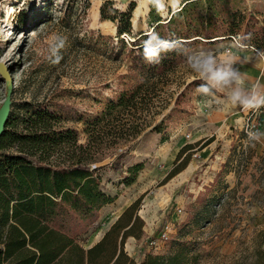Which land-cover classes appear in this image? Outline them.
I'll return each mask as SVG.
<instances>
[{"label":"rangeland","instance_id":"obj_1","mask_svg":"<svg viewBox=\"0 0 264 264\" xmlns=\"http://www.w3.org/2000/svg\"><path fill=\"white\" fill-rule=\"evenodd\" d=\"M104 1H111L112 7L121 11L134 3L130 40L138 32L149 33L153 16L139 0H0V63L12 80L7 118L16 123L15 129H19L18 121L28 105L42 102L61 105L59 125L80 130L82 122L75 123V115L84 118L100 111L120 90L134 85L132 76L127 75V55L118 50L115 56L104 38L115 39L113 24L99 18L98 9ZM211 4L207 10L199 3L192 12L203 18L215 14L213 19H226L233 13L242 16L240 39L251 24L264 26V0H211ZM170 10L171 5L168 13ZM151 11L157 14L153 6ZM53 33L66 38L58 64L48 58ZM226 40V47L219 45ZM198 41L154 86L148 84L136 106L144 121L156 122L170 113L161 131L150 132L147 127L129 142L125 165L118 172L108 167L99 170V186L116 198L140 197L135 214L147 230L135 251L141 258L143 253H172L183 241L188 243L193 264H264V130L257 134L259 142L249 140L240 130L244 118L241 105L230 99L237 87L244 95H264V55L230 39L211 44ZM233 47L247 54L239 56L238 63L243 66L234 62L232 67L226 58ZM207 55L214 57L217 69L235 72L242 84L230 80L212 87L207 76L201 77L192 68L193 61ZM200 85L207 86L208 93L199 91ZM3 90L0 77V103ZM218 126H222L221 132L209 134ZM210 137L214 140L211 148L199 156L203 142ZM78 138V143L84 142L82 133ZM126 143L116 145L117 152H124ZM63 146L66 150L67 145ZM185 159L184 168L167 179L169 170ZM135 163H141L142 168L135 181L125 186L126 168ZM163 230L168 234L163 243L158 242L156 249L145 246L147 237Z\"/></svg>","mask_w":264,"mask_h":264},{"label":"trees","instance_id":"obj_2","mask_svg":"<svg viewBox=\"0 0 264 264\" xmlns=\"http://www.w3.org/2000/svg\"><path fill=\"white\" fill-rule=\"evenodd\" d=\"M199 3L207 10L212 7L211 0H184L179 10H170L163 19L148 12L153 16L149 33L138 32L130 40L134 3L121 11L113 8L111 1H104L98 9L99 18L113 24L115 39L104 38L115 56L118 50L127 55V75L132 76L134 85L120 90L100 111L84 118L75 115V123L82 122L80 130L59 125L61 105L57 103L28 105L18 121L19 129L6 119L0 135V264H134L124 253L123 244L129 236L139 239L142 235L143 221L135 214L140 197L90 248L83 249L79 241L96 223L100 209L116 198L102 191L97 172L105 167L120 171L126 163L129 142L147 127L159 133L170 116L168 113L156 122L144 121L136 107L144 90L183 61L184 53L198 40L211 44L237 36L241 46L264 55L263 25L251 24L240 39L242 16L237 18L233 13L226 19H213L215 14L203 18L192 12ZM153 30L159 37L151 39L148 46L158 47L162 40L175 44L172 51L161 52L156 63L148 62L143 55V45ZM80 133L84 135L82 143H78ZM125 141V151L117 152L118 144ZM210 141L212 137L202 147ZM63 145H67L66 150ZM185 165L186 159L171 168L166 178ZM141 168V163L128 165L123 184H132ZM190 256L188 243L182 241L167 255L143 254L137 264H193Z\"/></svg>","mask_w":264,"mask_h":264},{"label":"clouds","instance_id":"obj_3","mask_svg":"<svg viewBox=\"0 0 264 264\" xmlns=\"http://www.w3.org/2000/svg\"><path fill=\"white\" fill-rule=\"evenodd\" d=\"M140 6L146 11L150 12L151 8L148 5H152L157 14L167 15L168 6L171 5L173 10H179L180 0H139ZM159 34L154 30L151 32L150 37L143 45V55L145 59L150 63H156L159 61L161 52L172 51L175 47L174 42L168 40H162L158 47L148 46L151 39H156ZM243 38L249 39V36ZM66 38L59 33H53L49 40V60L53 64H58L62 59L61 49L65 47ZM193 70L197 71L201 77L207 76L212 87L217 88L222 84H228L230 80H234L239 86L242 84V80L239 76L230 69L221 70L216 68V61L213 56L207 55L202 58H197L192 63ZM195 81V80H194ZM199 91L208 93L209 88L204 85L198 86ZM230 99L233 104L239 103L243 109L246 110H259L264 107V95H244L239 87H237L230 95ZM247 138L259 142L261 140L260 135L254 133H248ZM254 146V145H253Z\"/></svg>","mask_w":264,"mask_h":264},{"label":"crops","instance_id":"obj_4","mask_svg":"<svg viewBox=\"0 0 264 264\" xmlns=\"http://www.w3.org/2000/svg\"><path fill=\"white\" fill-rule=\"evenodd\" d=\"M161 17H163V16H161ZM228 42L226 40V41L220 42L219 45H223V47H226V45H227L226 43H228ZM230 51L231 52L228 53L229 55L227 54L228 57H226V58L228 60H230V62L232 64L231 66L234 67L233 64H235V63H236L235 65L243 66L241 63H238V62H239V56H241L243 54L247 55L246 53H244L245 51H243L242 49L240 50L236 47L231 48ZM240 66H237V69L239 71H246L244 67H240ZM257 95H260V94L257 93ZM260 113H261V115H260L261 120L264 122V110L263 111L261 110ZM221 130H222V126H218L216 128H212L208 132H209V134H211V132L213 134H216L217 132H221ZM213 141H211L210 143L203 146L204 148L207 146H209V147L205 148V149L204 148L200 149L198 151V155L203 156L205 154V152H207L206 150H209V148H211L210 144ZM127 195H129V194L127 193ZM135 198H136L135 195L127 196V197L124 196L122 198L121 197L115 198V200L112 203L103 206L99 211V217L96 221V222H99V221H101V219H103L102 223L98 226H94L93 228L89 229V231L82 236V239L79 241L80 246L83 249H88L92 245H94L101 238V236L108 229V227L116 220V218L120 215V213L133 200H135ZM124 200H126V201H124ZM142 230H143V235L139 239H134L133 237L129 236L125 239L124 244H123L124 253L130 259L133 260L134 264H137L141 260V257H139L135 251L140 246V243H141L142 239L144 238L146 231H147L145 226L142 227ZM143 254L141 256H143Z\"/></svg>","mask_w":264,"mask_h":264},{"label":"built area","instance_id":"obj_5","mask_svg":"<svg viewBox=\"0 0 264 264\" xmlns=\"http://www.w3.org/2000/svg\"><path fill=\"white\" fill-rule=\"evenodd\" d=\"M124 37V36H122ZM228 39L233 41L237 46H240L237 39V36H230ZM125 40V37H124ZM261 95V94H260ZM242 112L244 113L243 123L241 125V132L247 137L248 133L258 134L261 130H264V123L259 118V110H246L241 107ZM181 209H177L179 213ZM168 238L167 230L158 232L154 237L150 236L145 239V246L148 248L156 249L158 242H164Z\"/></svg>","mask_w":264,"mask_h":264},{"label":"water","instance_id":"obj_6","mask_svg":"<svg viewBox=\"0 0 264 264\" xmlns=\"http://www.w3.org/2000/svg\"><path fill=\"white\" fill-rule=\"evenodd\" d=\"M0 77L4 81L3 99L0 103V135L7 119L10 107V95L12 91V80L5 67L0 63Z\"/></svg>","mask_w":264,"mask_h":264}]
</instances>
